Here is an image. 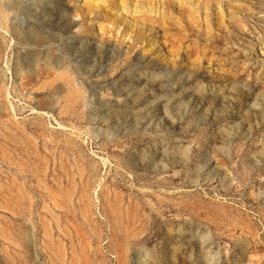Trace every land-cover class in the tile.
<instances>
[{"label":"rangeland","instance_id":"obj_1","mask_svg":"<svg viewBox=\"0 0 264 264\" xmlns=\"http://www.w3.org/2000/svg\"><path fill=\"white\" fill-rule=\"evenodd\" d=\"M207 1L0 0V264H264V0Z\"/></svg>","mask_w":264,"mask_h":264},{"label":"bare ground","instance_id":"obj_2","mask_svg":"<svg viewBox=\"0 0 264 264\" xmlns=\"http://www.w3.org/2000/svg\"><path fill=\"white\" fill-rule=\"evenodd\" d=\"M172 1H174V0H167V2H172ZM177 1H180V0H177ZM184 1V0H183ZM213 1H215V0H208L207 1V3L205 4L209 9L210 8H212V5H214L213 3ZM182 2V1H181ZM200 3H201V1H200ZM96 8H98V4H95V3H89L88 5H87V11L88 12H92V11H94ZM197 20V19H196ZM72 25H73V23H71ZM222 30V29H221ZM211 42V41H210ZM259 53H263V51H260ZM54 61V60H53ZM43 64H44V67L45 68H51V66H52V61H50V59L49 58H47L44 62H43ZM58 65V64H57ZM54 66V65H53ZM57 67V66H56ZM61 67V65H58V67L57 68H60ZM59 91H60V88L59 87H57V88H55V93H59ZM83 102L84 103H81V106H83V108H84V106H85V100H83ZM92 104V103H91ZM42 106H48L45 102L42 104ZM220 109V108H219Z\"/></svg>","mask_w":264,"mask_h":264}]
</instances>
